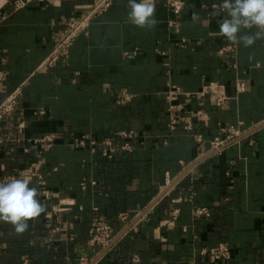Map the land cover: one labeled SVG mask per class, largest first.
<instances>
[{
    "label": "crops",
    "instance_id": "obj_1",
    "mask_svg": "<svg viewBox=\"0 0 264 264\" xmlns=\"http://www.w3.org/2000/svg\"><path fill=\"white\" fill-rule=\"evenodd\" d=\"M99 1L0 0V107L17 98L2 120L0 179L38 161L36 139H55L43 154L44 179L30 185L46 211L22 234L0 222V264H21L25 254L32 264H264V39L221 56L232 43L210 33L223 17L191 19L194 11L206 18L220 0H185L180 14L156 0L152 30L128 22L127 0L92 13ZM87 16L48 63L68 24ZM212 83L225 86L226 104L202 93ZM174 86L182 93L170 100ZM122 91L130 97L118 105ZM173 115L185 117L174 128ZM232 126L240 139L213 151ZM121 130L137 136L117 137L133 148L112 158L101 145L95 153L72 145ZM121 212L144 216L99 256L91 220L101 215L123 231ZM222 243L229 259L202 255Z\"/></svg>",
    "mask_w": 264,
    "mask_h": 264
},
{
    "label": "built area",
    "instance_id": "obj_2",
    "mask_svg": "<svg viewBox=\"0 0 264 264\" xmlns=\"http://www.w3.org/2000/svg\"><path fill=\"white\" fill-rule=\"evenodd\" d=\"M167 5L171 11L175 14H180L186 6L185 0H166ZM109 5V0L99 1L92 13L101 11L103 8ZM86 19L76 20L68 24L65 34L63 37L57 39V47L51 55V58L48 60V63H53L58 60L61 55H63L71 41V39L81 30L86 28ZM236 51L235 44H229L223 46L219 49V54L223 57L234 55ZM3 77V73L0 72V78ZM246 88V85L243 81H238L237 89L239 92H243ZM210 93L211 100L217 105H224L228 102L229 97L226 93L225 86L223 84L212 83L211 85L203 89V94ZM182 93L179 87L174 86L173 89L168 92V98L170 100H175L178 98V95ZM192 93H186L187 100L190 99ZM130 93L122 91L117 96V104L122 105L127 100H129ZM16 95L9 97L3 105L0 107V131L2 129V120L13 111L16 105ZM170 126L172 128L176 127L178 123L183 121L185 117L182 115H173L170 118ZM222 136H217L212 141V150L217 151L231 142L237 141L240 139L241 134L235 127L222 128ZM136 133L133 130H121L116 132L115 136H110L106 139L99 141V139L94 138L91 134H83L80 137H77L73 140L72 145L77 148L88 147L91 152L95 153L99 150V146L102 147V155L107 158H112L119 151H131L133 146L131 142H125L119 144L116 141L117 137H123L127 139H135ZM35 142L40 143L41 149L39 154L38 161L32 162L27 168L22 170L24 175L30 176L33 180L34 178L38 180L44 179L43 165H44V152L51 147L55 139L52 136L46 135L39 139H36ZM2 139L0 138V150H1ZM11 179V178H4ZM45 195H49L48 191H42ZM197 213H206L208 214L205 208L197 210ZM144 216V213H140L134 219H130L127 212L119 213V220L125 223L126 228L123 231H117L115 227L110 224L103 216L96 215L91 220V226L89 230V244L92 246H98L101 248V254L106 253L110 248H112L125 234L126 232L135 225ZM202 255L209 256L213 259H229L231 257L230 247L226 244H219L217 246L206 248L201 251ZM21 264H32L31 258L25 254L22 257Z\"/></svg>",
    "mask_w": 264,
    "mask_h": 264
},
{
    "label": "clouds",
    "instance_id": "obj_3",
    "mask_svg": "<svg viewBox=\"0 0 264 264\" xmlns=\"http://www.w3.org/2000/svg\"><path fill=\"white\" fill-rule=\"evenodd\" d=\"M126 6L130 24L148 30L157 25L156 0H127ZM217 17H223L217 20L219 31L210 35L221 36L246 48L264 39V0H220L212 5L206 18L194 11L191 19L194 23L207 25L211 18ZM31 184V177L23 173L11 179H0V222L11 225L18 234L28 229L30 220L46 211V205L39 199L38 188Z\"/></svg>",
    "mask_w": 264,
    "mask_h": 264
}]
</instances>
